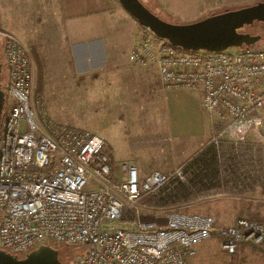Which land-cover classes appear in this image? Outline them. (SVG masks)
Listing matches in <instances>:
<instances>
[{
    "label": "built area",
    "instance_id": "obj_1",
    "mask_svg": "<svg viewBox=\"0 0 264 264\" xmlns=\"http://www.w3.org/2000/svg\"><path fill=\"white\" fill-rule=\"evenodd\" d=\"M5 58L1 251L23 257L43 245L62 246L80 250L74 264H191L198 249L211 241L229 256H237L243 245H263V223L237 218L225 225L214 216L171 209L161 225L155 215L154 221H142V203L181 186L194 193L231 185L240 189L236 198L264 193V45L187 51L141 30L131 64L156 68L165 91L199 92L212 134L182 167L146 177L134 164L116 171L102 134L49 118L44 98H35L29 50L10 34ZM161 141L172 145L170 138ZM206 151L216 158L213 188L192 182L197 167L190 165Z\"/></svg>",
    "mask_w": 264,
    "mask_h": 264
},
{
    "label": "rangeland",
    "instance_id": "obj_2",
    "mask_svg": "<svg viewBox=\"0 0 264 264\" xmlns=\"http://www.w3.org/2000/svg\"><path fill=\"white\" fill-rule=\"evenodd\" d=\"M116 1L118 2V0ZM140 1L161 19L175 24L194 23L214 14L264 2V0ZM129 17L136 24L138 30H145L130 15ZM247 30L254 34L264 35V24H256L254 28ZM6 34L9 33L0 30L1 84L7 83L9 75L5 58ZM257 45H264V37ZM57 75L58 73L54 71H34L35 98L44 96L47 115L55 123L102 134L115 160L116 171H121L122 165L128 164L129 159H137L142 162V167L136 165L140 170L141 177H146L153 171L172 172L182 167L192 157L191 155H194L190 153L207 144L212 137L209 117L202 114L200 106L195 108L193 104L186 102L183 108H175L176 106H173L174 109L172 108L173 117L178 119L179 127L184 129L177 139L175 147L169 146L164 141H160V143L152 141L148 151L138 150L130 144V138L131 134L145 129L143 120L136 116L135 109L137 107L143 109L146 103L144 105H142L143 102L135 103L130 98L147 97L142 86L127 88L125 82L113 80L108 75L78 80L75 78L62 79L56 77ZM130 91L133 94H129ZM129 108L131 109L129 110ZM154 109L158 111V115L166 110L163 104H157ZM189 154L190 156L187 157ZM169 191L164 192L160 198L153 197L144 200L142 221H146L144 217L149 216L154 218L159 216L161 221L165 220L164 216L171 209L214 216L225 225L233 224L237 218L247 217L248 213L264 216V197H261L264 194L259 192H256L259 194H244L245 196L241 194L236 198L234 197L235 191H240V189L229 185L228 188L197 189L187 199L173 198L171 200L167 196ZM224 193L225 195H222ZM127 226L131 229L136 227L132 223ZM56 249L66 264H74V256L80 253V250L74 247L59 246ZM191 264H264V247L243 245L240 253L232 257L224 253L218 241H211L198 249Z\"/></svg>",
    "mask_w": 264,
    "mask_h": 264
},
{
    "label": "crops",
    "instance_id": "obj_3",
    "mask_svg": "<svg viewBox=\"0 0 264 264\" xmlns=\"http://www.w3.org/2000/svg\"><path fill=\"white\" fill-rule=\"evenodd\" d=\"M0 14V30L15 36L29 50L33 72L54 71L58 78L77 80L108 75L125 82L127 88L142 86L147 97L130 98L146 103L143 109H135L145 129L130 138L138 150L148 151L152 141L160 143L164 138L172 139L175 147L184 129L173 117V106L183 108L186 102L200 106L199 92L165 91L156 68L131 64L129 56L141 30L116 0H0ZM157 104L166 108L161 115L154 109ZM128 162L142 167L137 159Z\"/></svg>",
    "mask_w": 264,
    "mask_h": 264
},
{
    "label": "water",
    "instance_id": "obj_4",
    "mask_svg": "<svg viewBox=\"0 0 264 264\" xmlns=\"http://www.w3.org/2000/svg\"><path fill=\"white\" fill-rule=\"evenodd\" d=\"M122 8L139 24L157 37L168 40L173 46L187 51L223 52L230 48L253 46L261 36L242 33L241 30L255 22L264 23V2L225 11L188 24L165 21L151 12L140 0H118ZM2 63L0 58V75ZM5 104V92L0 83V124ZM0 264H64L60 253L51 246H40L23 257L0 250Z\"/></svg>",
    "mask_w": 264,
    "mask_h": 264
},
{
    "label": "trees",
    "instance_id": "obj_5",
    "mask_svg": "<svg viewBox=\"0 0 264 264\" xmlns=\"http://www.w3.org/2000/svg\"><path fill=\"white\" fill-rule=\"evenodd\" d=\"M209 152L210 151H206L203 154H201L197 159H194L192 164L190 165V167H197V170L194 172L193 178H192V182H193V185L195 187L198 185H202V187H206V188H213V187L217 186V182H215L216 177H217V175H216V173H217V171H216V158L215 157H208ZM205 180H206V182H205ZM192 194H193L192 189H190L186 186H181V187L177 188V190L175 192H173V194L169 195L168 197L171 200L173 198L174 199H176V198L187 199ZM173 203H175V202L173 201ZM246 215H247V217H241V218H245V219H248L250 221H257L259 223L264 224V216L249 214V213ZM144 220L154 221V217L153 216L144 217ZM163 221L164 220L162 219V221L160 220L159 223L160 224L162 223L161 225H164L166 222L164 221V224H163ZM245 246H248V247H264V243L261 246H252V245H245ZM241 249H242V247H241ZM260 250H261V248H260ZM232 257H234V256H232ZM60 260L64 264H66L65 261L61 258V256H60Z\"/></svg>",
    "mask_w": 264,
    "mask_h": 264
},
{
    "label": "flooded vegetation",
    "instance_id": "obj_6",
    "mask_svg": "<svg viewBox=\"0 0 264 264\" xmlns=\"http://www.w3.org/2000/svg\"><path fill=\"white\" fill-rule=\"evenodd\" d=\"M256 24L258 25V24H264V23L255 22L254 25H252V26H247V27L243 28V29L241 30V32H242V33H248V34H250V35L261 36V41H262L264 35H261V34H254L253 32H250L249 30H247L248 28H254V27L256 26Z\"/></svg>",
    "mask_w": 264,
    "mask_h": 264
}]
</instances>
